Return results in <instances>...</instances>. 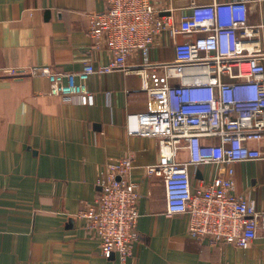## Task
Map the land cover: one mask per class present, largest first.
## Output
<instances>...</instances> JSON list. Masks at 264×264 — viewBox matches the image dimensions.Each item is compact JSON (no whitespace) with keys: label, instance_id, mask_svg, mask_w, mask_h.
<instances>
[{"label":"crops","instance_id":"1","mask_svg":"<svg viewBox=\"0 0 264 264\" xmlns=\"http://www.w3.org/2000/svg\"><path fill=\"white\" fill-rule=\"evenodd\" d=\"M153 1L171 2L179 19L182 9L214 0ZM104 9V0H0V264H264V236L247 250L200 244L187 216L167 214L164 184L146 174L160 161L158 142L126 128L129 114L148 110L139 76L91 77L88 105L49 94L39 69L79 74L87 62L100 67L112 58L88 34L89 15ZM250 146L264 153V139ZM123 159L132 163L141 213L126 263L102 255L81 217L99 197L101 172ZM234 169L236 192L264 211V156ZM201 170L195 183L202 173L217 175L212 166Z\"/></svg>","mask_w":264,"mask_h":264},{"label":"built area","instance_id":"2","mask_svg":"<svg viewBox=\"0 0 264 264\" xmlns=\"http://www.w3.org/2000/svg\"><path fill=\"white\" fill-rule=\"evenodd\" d=\"M104 1V11L89 15L88 34L112 58L100 67L87 62L79 74L39 69L49 94L88 105L91 77L139 76L148 110L129 114L126 128L158 142L160 161L146 174L164 184L167 214L187 216L189 236L200 244L249 249L264 236V211L236 192L234 165L264 156L250 146L264 139V0H214L182 9L179 19L171 2ZM254 15L261 21L252 22ZM207 166L217 175L202 173L195 183ZM132 169L123 159L102 171L99 197L81 214L102 255L122 263L133 256L141 217Z\"/></svg>","mask_w":264,"mask_h":264}]
</instances>
